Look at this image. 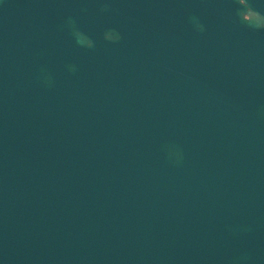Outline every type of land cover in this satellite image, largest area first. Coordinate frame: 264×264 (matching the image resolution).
<instances>
[{"label":"water","instance_id":"1","mask_svg":"<svg viewBox=\"0 0 264 264\" xmlns=\"http://www.w3.org/2000/svg\"><path fill=\"white\" fill-rule=\"evenodd\" d=\"M0 264H264V0H0Z\"/></svg>","mask_w":264,"mask_h":264}]
</instances>
